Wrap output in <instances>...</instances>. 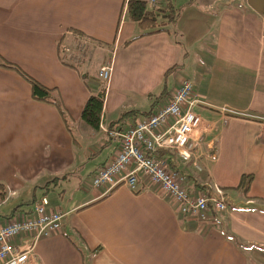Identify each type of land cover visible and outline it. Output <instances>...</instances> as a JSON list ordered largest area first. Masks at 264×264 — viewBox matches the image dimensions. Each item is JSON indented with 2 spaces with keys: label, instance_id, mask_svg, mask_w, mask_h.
Here are the masks:
<instances>
[{
  "label": "crops",
  "instance_id": "0c3cea01",
  "mask_svg": "<svg viewBox=\"0 0 264 264\" xmlns=\"http://www.w3.org/2000/svg\"><path fill=\"white\" fill-rule=\"evenodd\" d=\"M127 1L0 0V57L56 89L68 117L65 124L55 107L32 99L24 79L0 67V185L7 190L0 208L9 210L0 221L29 213L32 204L19 206L37 194L47 197L48 210L63 213L60 232L38 242L36 264H264V15L246 0H171L180 8L176 33L138 38L142 31L123 14ZM60 47L77 68L62 62ZM92 52L98 69L91 78L79 65ZM107 58L112 73L94 130L80 114L104 85L99 70ZM181 80L193 84L201 119L194 136L204 150L210 143L212 159H201L199 173L166 157L189 192L211 184L228 198L227 211L203 222L182 217L143 175L133 191L91 186L119 152L120 139L106 130L127 129ZM124 112L133 113L121 119ZM242 175L253 176L246 196L229 190ZM56 187L60 197H53ZM68 192L74 196L65 200Z\"/></svg>",
  "mask_w": 264,
  "mask_h": 264
},
{
  "label": "built area",
  "instance_id": "2783aa9c",
  "mask_svg": "<svg viewBox=\"0 0 264 264\" xmlns=\"http://www.w3.org/2000/svg\"><path fill=\"white\" fill-rule=\"evenodd\" d=\"M149 9H156L159 0H146ZM126 4L123 14L126 13ZM112 73V59H106L99 70V77L108 83ZM199 102L193 84L181 80L173 94L157 103L147 115L135 117L127 129L109 134L120 139V148L115 159L97 170L92 179L93 189H114L125 185L131 191L139 183V175L159 187L179 206L182 217L206 221L211 212L222 213L228 209L225 190L213 185L203 193H191L186 188V179L178 167L171 168L170 158L158 157L157 151L170 152L178 164L190 165L202 172L201 159H212L208 150L212 146L204 140L200 131L201 119L194 113ZM206 149V148H205ZM48 199L43 196L34 203L22 219L0 224V264H36L35 248L39 241L61 230L62 212L48 210Z\"/></svg>",
  "mask_w": 264,
  "mask_h": 264
},
{
  "label": "trees",
  "instance_id": "16d2710c",
  "mask_svg": "<svg viewBox=\"0 0 264 264\" xmlns=\"http://www.w3.org/2000/svg\"><path fill=\"white\" fill-rule=\"evenodd\" d=\"M164 2L165 3H163L164 5H162V8L159 7L158 5L156 9H152V10L148 8L146 0H128L126 2V7H127L126 15L128 16V19L132 22L137 23L138 27L142 31V33L138 36V38L157 34V33H162V32H166L170 34L176 33L174 31V27L177 21L178 14L176 13L173 5L171 4V0H164ZM72 34L74 36L81 37L77 31H73ZM128 44L129 42L124 43V45H128ZM63 51H65L64 48L60 47V58L62 62L68 66L77 68L76 67L78 66L77 64L74 65L69 61V59H67L68 61L64 59L65 55L64 56L62 55ZM0 67L17 73L22 79H24L29 84L31 89V97L34 101L52 105L53 107L56 108L64 123L65 124L68 123V117L62 110V106L60 104L56 89H50L43 86L38 81L27 75L20 67L3 60L1 57H0ZM174 68H172L171 70H173ZM105 92H106L105 86L104 85L100 86L97 93L91 94L88 97L80 114V120L94 130H98L100 126L102 109L105 100ZM132 113L133 112H124L121 115V119H124L132 115ZM146 114L147 113H144L143 115ZM106 133L109 134L110 131L106 130ZM168 154L171 155V153L167 151L156 152V155L158 157H165ZM252 180H253L252 175H242L239 184L235 188H229V190L239 191L244 196H246L249 192V187ZM204 188L205 187H203L202 189ZM41 189L45 190L44 195H48L50 191L48 186H44ZM6 197H7V190L3 185H0V204H2L5 201ZM36 201H37L36 199L35 200L32 199V201L26 202L24 203V205L26 206H29L31 204L34 205ZM21 206L19 207L21 208ZM13 213H10L8 217L10 218L13 217L14 215Z\"/></svg>",
  "mask_w": 264,
  "mask_h": 264
},
{
  "label": "rangeland",
  "instance_id": "374dc122",
  "mask_svg": "<svg viewBox=\"0 0 264 264\" xmlns=\"http://www.w3.org/2000/svg\"><path fill=\"white\" fill-rule=\"evenodd\" d=\"M176 11V13L177 14H179V12H180V8H178L177 10H175ZM82 53L83 54H86V52H85V50H83L82 51ZM83 56V55H82ZM103 58H99V62L102 60ZM96 61H97V57H96V54H94L93 52H92V55H91V59H89V56H86L85 57V61H84V63L83 64H81V65H79V68H80V70H82V71H85V74H87V75H90V77L92 78L93 77V75L92 74H94L95 72H94V68L97 66L96 65ZM97 69H98V66H97ZM68 182H69V180H68ZM63 186H65V185H63ZM209 186H213V185H211V184H209L208 185V187ZM61 189L59 188V187H56L55 189H54V195H53V197H55V196H59L60 197V194H61ZM40 195L41 194H37V197L38 198H36V199H40ZM50 197H51V195H49ZM74 196V192L73 193H67V195H66V197H65V200L67 199V198H72ZM31 199V197L29 198L28 196L26 197V198H23V200L22 201H28V200H30ZM20 203V202H19ZM16 204H13V205H11L10 207H14ZM22 205V204H21ZM20 205V206H21ZM21 207H28V206H26V205H22ZM11 209V208H10ZM6 211H9L8 209H6V208H0V213H2V212H6ZM18 215H16L14 218H13V220H16V219H22L24 216H23V214L22 213H20V212H18L17 213ZM13 220H11V219H9V220H1L0 221V224L1 225H4V224H7V223H9V222H11V221H13Z\"/></svg>",
  "mask_w": 264,
  "mask_h": 264
},
{
  "label": "water",
  "instance_id": "95a60500",
  "mask_svg": "<svg viewBox=\"0 0 264 264\" xmlns=\"http://www.w3.org/2000/svg\"><path fill=\"white\" fill-rule=\"evenodd\" d=\"M246 3L256 13L264 15V0H246Z\"/></svg>",
  "mask_w": 264,
  "mask_h": 264
}]
</instances>
